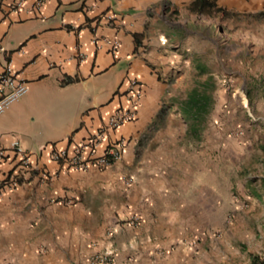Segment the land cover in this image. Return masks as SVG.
Wrapping results in <instances>:
<instances>
[{
  "label": "crops",
  "instance_id": "obj_1",
  "mask_svg": "<svg viewBox=\"0 0 264 264\" xmlns=\"http://www.w3.org/2000/svg\"><path fill=\"white\" fill-rule=\"evenodd\" d=\"M15 1L0 0V73L9 62L26 93L0 115V149L17 142L29 168L11 153L0 162V264H89L105 249L111 264H204V238L228 207L220 168L189 157L188 140L203 135L190 132L182 101L185 132L160 129L165 84L155 67L164 60L165 18L206 15L195 0H45L37 8L24 0L11 11ZM207 2L230 14L223 19L264 22L251 17L264 13V0ZM131 80L140 91L134 119L81 153L86 169L52 161L60 150L72 157L129 108ZM112 142L122 143L120 160L91 165ZM9 176L14 187L3 181ZM132 216L138 222L129 225Z\"/></svg>",
  "mask_w": 264,
  "mask_h": 264
},
{
  "label": "rangeland",
  "instance_id": "obj_2",
  "mask_svg": "<svg viewBox=\"0 0 264 264\" xmlns=\"http://www.w3.org/2000/svg\"><path fill=\"white\" fill-rule=\"evenodd\" d=\"M165 20L164 60L155 67L165 84L160 129L185 132L178 104L201 83L210 87L203 138L187 144L196 164L220 168L221 198L228 207L217 231L204 238V264H264V22L245 15Z\"/></svg>",
  "mask_w": 264,
  "mask_h": 264
},
{
  "label": "built area",
  "instance_id": "obj_3",
  "mask_svg": "<svg viewBox=\"0 0 264 264\" xmlns=\"http://www.w3.org/2000/svg\"><path fill=\"white\" fill-rule=\"evenodd\" d=\"M34 6L39 7L45 0H31ZM24 0H16L9 7L11 11L18 10L22 7ZM106 20H111V16L104 17ZM116 45L113 44L112 48ZM128 102L129 108L123 110H117L113 112L107 119L105 126L98 131L92 138H89L86 142L79 144L72 157H68L65 150L53 152L51 154V160L54 162H63L68 164L71 168L77 170H85L87 163L80 159V155L83 151L90 152L102 139L103 134L107 130H114L124 123L130 122L134 119V109L137 102L140 99V91L137 87V83L131 80L128 84ZM26 93L25 84L17 77L16 73L10 66L9 62H6L0 73V115L7 109V107L19 100ZM121 142H112L106 146L102 154L92 159L91 165L96 167H108L112 163L117 162L121 158ZM6 153H11L17 158V166L20 170H27L29 168V161L25 152L20 149L17 142H12L8 150L0 149V162L6 157ZM6 181L9 187H14L16 182L14 176L3 177V181ZM130 179L127 180V183ZM138 219L134 216L128 220L129 225L137 224ZM193 243V242H192ZM112 251L105 249L101 254L90 257L89 264H111Z\"/></svg>",
  "mask_w": 264,
  "mask_h": 264
},
{
  "label": "trees",
  "instance_id": "obj_4",
  "mask_svg": "<svg viewBox=\"0 0 264 264\" xmlns=\"http://www.w3.org/2000/svg\"><path fill=\"white\" fill-rule=\"evenodd\" d=\"M193 6L197 7V13L206 16L220 14L222 18L230 17V14L224 12L220 8L214 7L212 4L208 3L207 0H195L192 2ZM253 19L264 18V13L259 12L251 16ZM205 82L199 87L190 90L186 95L182 103L180 104L181 117L188 124L190 132L197 133L201 130L202 122L205 120L206 115L210 107V97L208 96V91L210 87ZM158 111L157 115H159ZM253 263V262H252Z\"/></svg>",
  "mask_w": 264,
  "mask_h": 264
}]
</instances>
